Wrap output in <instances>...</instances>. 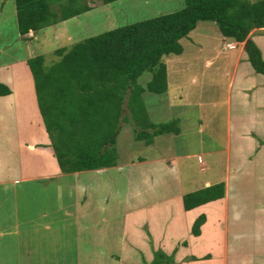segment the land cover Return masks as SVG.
Listing matches in <instances>:
<instances>
[{
  "label": "crops",
  "instance_id": "crops-1",
  "mask_svg": "<svg viewBox=\"0 0 264 264\" xmlns=\"http://www.w3.org/2000/svg\"><path fill=\"white\" fill-rule=\"evenodd\" d=\"M197 29L181 40L183 53L167 56L172 59L165 61L169 90L164 95L174 100L173 107L199 110L193 142L197 149L185 155L163 153L129 162L119 158L115 167L64 173L47 147L51 139L28 60L0 68V82L12 91L0 95V187L7 191L10 183L18 184L17 195H35V202L43 205L50 191L55 204L53 210L43 208L32 218L25 215L28 201L22 205L18 200L21 237L28 234V240L32 239L30 234L42 225L40 217L47 221L57 215L63 219L62 232L60 228L58 232L69 233L75 228V222L71 225L75 214L78 237L71 249L78 264H151L158 251L173 256L176 264H264V75L249 61L245 43L222 35L223 46L214 56L204 54L209 45L186 46L189 39L194 42L191 35ZM250 38L264 58V28L254 29ZM229 44L235 47L229 48ZM186 47H192L186 51L189 55ZM222 48L227 54L220 59ZM211 49L216 51L214 41L209 52ZM210 56L219 59L214 77L208 81L210 93L205 88L188 92L180 66L189 59L211 68L214 61ZM172 70L179 75L170 77ZM201 71L192 77L196 84L208 74L205 68ZM178 120L180 133L170 134L175 140L186 139L184 117ZM196 157L207 174L197 188L185 191L179 159ZM220 183L225 184V198L186 211V194ZM41 194L46 196L41 199ZM201 215L207 220L201 235L195 236L192 227ZM49 226L57 227L50 221L44 229ZM70 245L59 247L56 242L46 249L58 256ZM28 246L18 245L19 254L31 253ZM58 257L64 260L61 264H70L72 259Z\"/></svg>",
  "mask_w": 264,
  "mask_h": 264
},
{
  "label": "trees",
  "instance_id": "trees-1",
  "mask_svg": "<svg viewBox=\"0 0 264 264\" xmlns=\"http://www.w3.org/2000/svg\"><path fill=\"white\" fill-rule=\"evenodd\" d=\"M109 5L121 0H101ZM18 28L22 37L36 35L45 28L82 16L92 10L86 0H15ZM177 12L153 17L87 38L71 49L60 48V60L50 68L44 56L29 57L40 112L51 139L50 148L64 173L99 170L119 164L115 147L117 125L125 109L143 105L146 92L166 94L169 90L165 57L181 55V40L188 37L202 21L216 23L222 35L245 43L249 61L264 75V58L250 38L254 29L264 28V0H185ZM26 42V41H25ZM152 74L147 86L138 84L145 73ZM12 94L0 82V95ZM127 118V117H126ZM180 120L151 124L152 131L136 134L137 141L151 145L153 138L180 133ZM115 148V149H114ZM225 184L220 183L184 196L190 211L225 198ZM201 215L192 234L201 235L206 223ZM172 259V260H170ZM151 264H176L163 251Z\"/></svg>",
  "mask_w": 264,
  "mask_h": 264
},
{
  "label": "rangeland",
  "instance_id": "rangeland-1",
  "mask_svg": "<svg viewBox=\"0 0 264 264\" xmlns=\"http://www.w3.org/2000/svg\"><path fill=\"white\" fill-rule=\"evenodd\" d=\"M252 1L259 2L263 0ZM86 3L92 7L91 11L80 17L45 28L37 35L31 32L25 38L19 32L15 0H0V68L3 66L10 67L15 65L19 60H28L29 57L37 56H44L45 66L46 68H50L60 60V56L56 54V51L60 48L71 50L75 44L87 38L153 17L174 13L183 9L186 5L185 0H121L109 5H105L101 0H86ZM197 34L198 36H196ZM191 36L194 42L189 39L185 42L186 46L200 43L211 47V41H214L216 51L213 52V49H211L212 52H209L210 47L207 46L204 52L206 56L208 54L214 56L224 43L222 41L224 37L220 32V28L214 22H200L198 29ZM213 38L217 39L213 40ZM227 43L228 40L226 41ZM186 48L185 53L189 55L190 52L186 51H190L189 49L192 47ZM226 54V50L222 48V52L219 53L217 58L221 59ZM190 58H192V54ZM171 59L172 57H166L165 61H170ZM210 59L214 61V66L211 68L206 67L203 63L200 66L197 62H192L189 59H186V62L180 66V71L186 78L188 92L191 93L193 91L194 93H198L200 88H205V92L210 93L208 81L214 77V71L219 63V59H214L211 56ZM203 68L208 72L206 76L204 75L206 78L204 77L203 79L201 76L199 84L194 83L192 77L200 75ZM177 70L179 68L176 67L175 71ZM175 71L172 70L170 77L179 75L178 73L175 75ZM151 78L152 74L150 72L145 73L138 79V84L147 86ZM133 103V108L125 109V114L122 117L125 119H122V122L115 128L118 137L113 147L117 149L122 161L129 162L130 160H137L139 158L156 157L163 153H167V156H174L177 153L185 155L184 153H191L192 149H197L196 145H193L200 116L197 108L173 107L174 100H169L164 94L160 95L151 92H146L143 95L142 107H138L137 100H134ZM180 117H184L185 120L184 127L188 132L186 139L183 137L175 140L172 134H164L156 138L157 140H155V137L153 138L155 145L152 147L145 145L144 141H137L135 139L136 134L140 132H151L152 130L149 128L151 124H167L178 120ZM179 165L185 191L197 188L199 181L207 174V172H203L202 162L198 157L190 159L181 158L179 159ZM10 186V190L8 189L7 191L0 187V264H61L64 261L58 257L61 254L72 256L70 264H78L79 261L73 257L75 253L71 249L74 246L72 242L77 240L78 237L75 214L71 218V225H74L75 222V228L69 230L70 234L66 232L61 233L62 228L60 225L63 219L57 215L56 217L53 216V218L47 219V221H43L40 217L42 225L40 228L38 227V230L33 235L30 234L32 239L28 240V234L21 237L20 230H18V200L22 205H25L23 203L28 201L30 208L26 210L27 213L25 215L34 218L37 212H40L39 210H43V208L50 211L53 210L55 204L54 200L50 197L54 198V196L49 191L47 203L43 205L40 202H35V195L29 197L26 194L17 195L18 184L14 185V183H10ZM21 189L25 190L27 188ZM44 196L46 195L41 194L40 198L42 199ZM71 202H74L73 197ZM50 221H52V225L54 223L57 227L52 228L49 226L47 229H44L45 223ZM58 228L61 229L60 233L58 232ZM47 235L49 239L43 238ZM67 236H71L72 239ZM56 242L59 247L69 242L71 245L69 246V250H60L57 253L58 256H53L55 255L52 254L53 250L50 249L48 251L46 248L47 245H53ZM21 244L25 247L29 245L28 248L32 250L31 253H27L26 256L19 254L18 245ZM75 252L79 257V251L77 252L75 249Z\"/></svg>",
  "mask_w": 264,
  "mask_h": 264
},
{
  "label": "built area",
  "instance_id": "built-area-1",
  "mask_svg": "<svg viewBox=\"0 0 264 264\" xmlns=\"http://www.w3.org/2000/svg\"><path fill=\"white\" fill-rule=\"evenodd\" d=\"M228 47H229V48H234L235 45H233V44H229Z\"/></svg>",
  "mask_w": 264,
  "mask_h": 264
}]
</instances>
